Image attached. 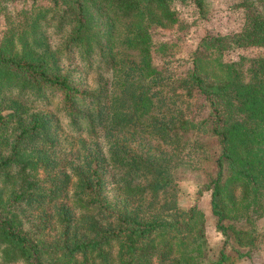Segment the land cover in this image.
<instances>
[{
	"label": "trees",
	"instance_id": "trees-1",
	"mask_svg": "<svg viewBox=\"0 0 264 264\" xmlns=\"http://www.w3.org/2000/svg\"><path fill=\"white\" fill-rule=\"evenodd\" d=\"M17 1L0 0V264H235L264 247V52L221 58L264 48V0H237L244 26L204 33L182 70L154 35L186 27L176 2L205 19L207 0Z\"/></svg>",
	"mask_w": 264,
	"mask_h": 264
},
{
	"label": "rangeland",
	"instance_id": "rangeland-1",
	"mask_svg": "<svg viewBox=\"0 0 264 264\" xmlns=\"http://www.w3.org/2000/svg\"><path fill=\"white\" fill-rule=\"evenodd\" d=\"M33 0H19L9 3L11 10H19L25 7H31ZM39 6H45V0H36ZM237 0H207V16L201 19L195 14L193 5H181L176 2V8L181 21L185 22L186 27L181 29L171 28L168 30H158L154 35V42L158 44L160 41L167 42L170 49L166 52L168 55L163 58L167 62V66L175 70H182L186 64L189 52L194 48L199 37L204 33L212 35L227 34L239 31L245 23V10L236 6ZM2 17V15H0ZM0 17V33L5 28L3 17ZM157 45L154 47L156 48ZM173 50L171 51V49ZM264 52L261 47L239 48L224 51L221 58L226 61L237 60L239 56H255ZM171 54V55H170ZM160 57H156V63L163 62ZM86 84L90 85L92 81L91 74H83L82 77ZM46 108V107H41ZM51 108V106H49ZM182 180L178 183V189L174 191L175 198L182 208L191 206L194 202L195 193L197 191L196 175L185 173ZM208 194L204 193L199 202L205 216L206 235L210 247V254L214 257L220 248L222 237L215 227V218L210 212ZM257 231L264 233V215L256 220ZM235 264H264V247L260 244L255 249L252 258H245L236 261Z\"/></svg>",
	"mask_w": 264,
	"mask_h": 264
}]
</instances>
